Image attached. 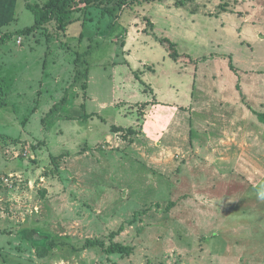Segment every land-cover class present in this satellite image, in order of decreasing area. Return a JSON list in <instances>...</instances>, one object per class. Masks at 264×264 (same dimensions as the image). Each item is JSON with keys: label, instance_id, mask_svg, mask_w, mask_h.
Instances as JSON below:
<instances>
[{"label": "rangeland", "instance_id": "obj_1", "mask_svg": "<svg viewBox=\"0 0 264 264\" xmlns=\"http://www.w3.org/2000/svg\"><path fill=\"white\" fill-rule=\"evenodd\" d=\"M86 2L71 0L70 13L50 23L49 35L25 36L22 56L12 41L1 46V76L8 88L26 60L35 69L24 71L33 78L26 83L29 92L10 102L20 122L29 120L26 128L8 127L2 132L9 138L0 137V264H217L254 246L264 252V175L259 177L264 173V145L244 148L258 161L237 168L236 158L222 153L229 149L215 142L240 134L235 132V113L240 111L236 105L223 110L224 102L205 104L203 94L187 96L184 86L177 99L163 96L165 102L142 93L138 100H127V114H138V119L163 116L156 106H138L135 111L133 101L150 98L151 104L165 105L166 122L178 110L180 122L186 118L191 126L162 132L154 126L130 127L134 134H128L130 128L115 133L78 116L82 109L74 90L57 94L50 88L39 93L38 88L43 77L39 57L48 50L47 39L53 49L59 39L63 50L48 55L46 74L57 78L54 68H65L68 79L78 67L79 80L83 74L82 78L93 77L101 102L112 103L100 112L104 118L116 111V101L130 98V91L115 77V63L127 64L120 66L130 71L124 72L131 76L124 83L137 75L156 85L154 67L172 78L182 72L179 79H190V84L195 79L198 90L197 81L204 79L199 78L200 64L209 53L222 54L226 44L235 52L238 39L229 32L237 17L255 13L258 7L247 0H97L92 6ZM223 16L229 32L221 30ZM63 21L66 26L61 28ZM252 47L257 55L264 45L257 42ZM183 57L188 60L175 61ZM49 81L56 85L55 79ZM211 110H221V116L203 115ZM4 112L0 107V120ZM243 119L238 124L247 139L246 131L255 133L256 122L247 121L246 115ZM219 121L223 127L210 129ZM98 243L122 244L134 251L110 255Z\"/></svg>", "mask_w": 264, "mask_h": 264}, {"label": "crops", "instance_id": "obj_2", "mask_svg": "<svg viewBox=\"0 0 264 264\" xmlns=\"http://www.w3.org/2000/svg\"><path fill=\"white\" fill-rule=\"evenodd\" d=\"M47 1L48 0H0V53L3 51L1 46L7 41H9L8 43H11L12 41V44L14 45L12 46L17 47L18 55L22 56V54L26 50L25 36H35L39 35L41 32V34L43 35H49L48 27H51L50 24L40 29H37L28 35L21 34L22 31L31 28L35 24V15L30 7L35 4L42 5ZM247 1L251 3V0ZM251 5L257 6L258 10L256 9L255 13L253 12L250 15L244 16L243 18L237 17L235 25L232 27L230 32L229 28L227 29L226 27L228 26V21H226L227 17H224L225 15L222 17L224 19H221V30L229 32V34L232 33L233 35L237 36L238 49L235 52L230 51L228 49L229 46H227L226 44V48L223 49L222 54L219 55L217 53H209V55L206 56L205 62L200 64L202 66L200 69L199 78L204 77V79H199L197 81L198 85H201L198 90L195 85V79H193L191 84L189 83L190 79H187V85L184 79H179V76L182 75V72H179L178 77L172 78L167 74V72H164L163 69L157 70L154 67L153 70L155 71L151 72V74L156 76V85L154 83L149 84V78L145 79L137 75L135 76L134 74V81H132L131 83H124V79H130L131 77L130 75L129 78L128 76H123L124 72L129 74L130 71L124 70L122 67L120 68V66H125L126 68L127 64L118 66L119 63H115L117 67L115 77L117 81L120 82V85L123 87V89H127L128 91H130V94H128L130 98L126 100L120 99V102L116 101L113 107L116 111L111 112L108 118H104L102 117L100 112L108 110L112 106V103L108 104L101 102V98L97 92L98 86L94 85L93 81H95V79L93 77L90 78L89 76H87L85 78H82L84 75H86L83 74L80 77L81 79L79 80L78 76L76 77L78 67L75 68L73 74L71 73V76L68 79L66 73L68 69L65 68H61L62 70L58 67L54 68L56 69L55 73H58L57 78H54L53 73L46 74V69L49 67L47 61L48 55L53 56V52H55L54 50H63V42H61L59 39H56L58 43V46H55L56 49H53L54 46L49 44L50 39H47L48 50L46 53H41L39 57V61L43 62V77L39 79L40 81L38 82L39 93H41L42 90H44V92H49V88L52 90V92H55L57 94H64L67 93L68 90H74L77 105L82 109V113L78 114V116L87 119V122L91 120V124L94 125V127H98L99 125L101 127H110L109 130L112 131V127H122L124 129L132 127L134 130L141 129L143 127V130H147L148 126H154V128H156L159 132H162L163 130L169 131L172 127L178 128L177 130H179V128L186 130V128H189L191 125L190 123H188L186 118L182 120L183 122H180L179 118H181V116L178 110H175V113H172V118L170 117L171 121L169 120L166 122L164 115L168 114L166 111L162 110L163 106L165 105H162V103L159 105L151 104L150 102L152 101V99L150 98L146 99L143 103L142 101H133V103L136 104L135 111L137 112L138 106L143 107L145 105L147 109L156 106L162 108L160 112H165V114H163V116L152 115L151 117L145 115L143 119L142 117L138 119V114L136 116L134 113L131 115L126 113V104L130 102L127 100H132L133 98H137L138 100L140 99L141 95L144 94L145 96L147 94H150L152 98H154V96H157L159 102H165L163 96L171 95V98L177 99L179 89L181 90V88L184 86L186 87L185 91L187 92V96L191 94L192 97H194V94L197 92L203 94V100L205 104H207L208 101H218L219 105L221 104V102H224L225 106L223 110H225V107H227L228 109L229 107L227 105L230 104H234L237 106L240 111H237L235 113V125L237 127L235 128V132L239 133V131H241V135L239 134L240 137L239 135L236 136L235 134V138L233 139L226 140L220 137L215 142L221 144V148L229 149L228 152L222 153L225 154L226 157H228L229 154L231 157L234 156L233 159L236 158L237 168L239 167V165L244 164L246 161L247 163H255L258 161V156L255 155L254 152H250L249 149L245 151L244 148H253L255 146L260 147L264 145V124H262L258 120V117L256 115L264 114V47H260V50L257 55L255 51L250 49L253 48L252 45L257 42L261 43V45H264V0L256 1L254 3H251ZM61 23L66 24L65 21ZM216 33H218V31H216ZM127 35L131 36V33L129 32ZM5 37L12 38L5 41L3 40ZM18 38H22L21 45L17 44ZM64 39L66 40V36L64 37ZM36 42L41 43L40 40H36ZM111 45L114 46L113 44ZM129 45L130 44L128 42L127 47ZM220 47L223 48V46L218 45L219 49ZM50 50L51 52L49 53ZM18 55H16L17 59L19 58ZM169 59H171V56H169ZM184 59L185 57L180 58L179 60H173L179 62ZM0 60H2L1 57ZM166 60L167 59H164V62H166ZM141 61H144L146 63L148 62L147 58L145 57H142ZM31 62L32 61H30L29 59L25 62V64L27 65H21L20 70L14 75V78H12L14 79V82L11 88H8L5 78L1 76L2 66L0 65V79L2 82L0 83V98H2V102H5L4 104L0 102L1 109L3 108L5 110V112L3 113L4 115H2V118L0 120V124H2V128L4 129L1 130L2 128H0V137H8L7 133H3L8 132L5 130L8 127L14 126L19 129L20 125L22 124L23 128L25 129L29 122L28 119L24 122H20V120L16 117V112L13 111L14 107L10 110V102L13 100H22L23 97L26 95V90H28L29 88L26 83H30L31 79L33 78H31L29 71H24L35 69V67L30 64ZM204 64L205 66L203 67ZM52 65H55L56 67L58 65L57 61L52 62ZM142 65L144 67L147 66L143 63ZM50 68L52 69L53 67ZM61 72L62 74H60ZM63 75H66L65 79L67 80H64L63 85L59 86L61 84V77ZM49 79H55L56 85H51ZM52 86H55L56 88ZM245 103L248 104V106L246 107L248 109L246 111V114L243 111V106H245ZM213 104L215 103L213 102ZM167 107L170 108L171 106ZM35 109L36 108H34L33 110V114L36 111ZM209 109H211V107H209ZM207 112L208 111H204L203 115H209L212 119H216L218 116H221V110H211L209 113ZM233 113L232 115H234ZM245 115L247 116V121L250 120L252 122H256L255 133L249 130L246 131L250 132V135H248L247 139L243 138L244 129L240 125L243 124L242 120H244L243 116ZM240 116L241 118H239ZM229 120H231L232 123L234 122L232 119ZM210 126V129L214 130L215 126L223 127V124L219 121L217 125L213 122V124ZM93 130L94 128H91V131ZM107 138L113 140L111 135H108ZM228 159L229 158H227V160L223 162H227ZM158 164L160 165L159 168L162 169V164H164V162L160 161V163ZM262 175H264V173H261L259 177ZM258 185L260 186L261 184ZM239 242L240 241H237V244ZM251 250L252 251H249L248 253L239 254L231 258L226 256L222 260V262L219 261L217 264H264V252L261 251L260 246H254L251 248Z\"/></svg>", "mask_w": 264, "mask_h": 264}, {"label": "trees", "instance_id": "obj_3", "mask_svg": "<svg viewBox=\"0 0 264 264\" xmlns=\"http://www.w3.org/2000/svg\"><path fill=\"white\" fill-rule=\"evenodd\" d=\"M88 2L89 6H92L94 3H96L97 0H84V2ZM71 0H48L47 2L43 3L42 5L35 4L31 6V10L33 11L35 15V24L24 31L21 32V34L28 35L32 33L33 31L40 29L44 26H47L54 20H57L64 15H67L70 13L69 9V3ZM86 2V3H87ZM66 26L65 24L60 25V27L64 28ZM12 37L4 38L3 40H8ZM173 55L172 57H174ZM0 83L1 79H0ZM5 102H2L4 104ZM258 117V120L264 124V114H256ZM124 128L122 127H112V131L115 133L124 132ZM135 131L133 129H128V134H134ZM127 138V137H124ZM97 244V243H93ZM101 247H103L104 251L107 254L114 255V254H121V255H131L134 251V249L130 246H125L122 244H112L109 247H105L103 243H98Z\"/></svg>", "mask_w": 264, "mask_h": 264}, {"label": "built area", "instance_id": "obj_4", "mask_svg": "<svg viewBox=\"0 0 264 264\" xmlns=\"http://www.w3.org/2000/svg\"><path fill=\"white\" fill-rule=\"evenodd\" d=\"M17 44H18V45H21V44H22V38H18V40H17Z\"/></svg>", "mask_w": 264, "mask_h": 264}, {"label": "clouds", "instance_id": "obj_5", "mask_svg": "<svg viewBox=\"0 0 264 264\" xmlns=\"http://www.w3.org/2000/svg\"><path fill=\"white\" fill-rule=\"evenodd\" d=\"M262 195H264V194H262Z\"/></svg>", "mask_w": 264, "mask_h": 264}]
</instances>
